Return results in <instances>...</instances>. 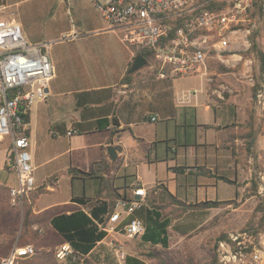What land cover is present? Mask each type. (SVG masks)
<instances>
[{"label":"crops","instance_id":"0c3cea01","mask_svg":"<svg viewBox=\"0 0 264 264\" xmlns=\"http://www.w3.org/2000/svg\"><path fill=\"white\" fill-rule=\"evenodd\" d=\"M29 1L0 0V5L6 8L4 18L17 16L29 43H51L54 75L46 99L29 108L26 124L34 215L67 205L81 207L74 198L106 199L99 195V178L73 179L69 174L70 169L89 172L102 160L111 168L104 176L113 177L118 194L130 197L138 183L146 191L162 187L185 205L221 203L173 219L169 241L170 232L181 241L218 209L242 207L245 189L264 169V109L259 115L255 100L261 76L245 38L250 25L231 34L226 50L209 53L211 82L201 76L157 79L144 70L125 80L134 56L88 0H53L49 6ZM71 34L78 38L61 39ZM69 130L75 132L66 136ZM109 146L121 148L115 161L107 155ZM8 149V140L0 141V187L7 188L0 206L7 207L8 191L17 185L16 174L6 169ZM175 209L169 205L164 211ZM113 238L126 256L155 264L142 255L149 245L141 246V236ZM106 241L84 256L89 264H121Z\"/></svg>","mask_w":264,"mask_h":264},{"label":"built area","instance_id":"2783aa9c","mask_svg":"<svg viewBox=\"0 0 264 264\" xmlns=\"http://www.w3.org/2000/svg\"><path fill=\"white\" fill-rule=\"evenodd\" d=\"M99 12L110 30L115 31L134 58L146 52L145 65L140 69L157 79L201 76L211 82L207 58L211 51L226 50L233 33L253 29L252 11L256 4L264 10L262 0H88ZM0 5V141L7 139L9 149L6 169L16 174L17 185L9 189V202L20 216L24 204L31 202L34 191L33 168L29 154V137L22 115L36 102L46 99L54 70L50 60L51 43H29L23 36L15 14L4 18ZM248 33L250 30H246ZM71 34L62 40H76ZM256 103L264 109V82H259ZM156 116L150 118L151 122ZM75 131L69 130L66 136ZM256 195L264 205V169L255 173ZM138 197V199H135ZM146 189L135 183L128 199L116 202L106 221L97 223L105 233L106 245L116 259L124 264L126 253L113 236L128 239L144 233L143 221L132 217L145 203ZM264 215V210H263ZM41 235L43 229L33 225ZM111 237V238H110ZM32 244L11 247L0 253V264H18L33 255ZM57 264L75 263L79 258L69 243L54 250ZM219 264H264V228L229 233L216 245Z\"/></svg>","mask_w":264,"mask_h":264},{"label":"trees","instance_id":"16d2710c","mask_svg":"<svg viewBox=\"0 0 264 264\" xmlns=\"http://www.w3.org/2000/svg\"><path fill=\"white\" fill-rule=\"evenodd\" d=\"M251 50L256 53L258 59L261 76L259 80H263L264 55L256 49L254 42ZM138 55L145 58L147 53L141 52ZM131 76L127 75L125 80ZM259 82L255 86L256 89ZM22 119L27 124L29 119L28 113L22 115ZM110 172L111 168L105 160L96 163L89 172L70 169L69 174L73 179L99 178L101 180L99 195L102 196L105 194L106 199L89 200L85 198H74L73 201L83 207L84 210L76 205H67L47 210L40 215H34L31 210L32 204L25 203L21 217V230L17 237H15V232L18 229L12 227L17 224L11 223L10 225H4L0 222V236L5 235L8 238L5 251H0V253L6 255L15 243L21 246L32 244L35 249L34 254L20 259L18 264H56L54 260V249L58 245L67 242L79 258L75 263L70 264H89L84 256L94 248L97 242L105 237V233L99 230L97 223L103 224L106 221L118 200H126L129 198L126 194H118L117 190L113 188L112 176H104L110 175ZM6 191L7 188L0 187V202H5L3 196ZM8 203L10 204L9 201ZM163 203H167V206L172 205L176 209L168 214L164 211L167 206H164ZM220 204L219 202H203L198 205H185L162 187H153L147 190L144 205L132 215V217H139L143 221L144 233L140 238L141 246L149 245V248L159 246V249H167L169 246L168 227H170L173 219L177 220L181 218L189 210L218 208ZM11 207L13 208L14 206ZM14 208L20 214L19 210L16 207ZM260 208L264 210L262 203ZM35 224L43 229L41 235L32 230V226ZM263 228L264 215L260 230ZM260 230L254 229L253 231L257 232ZM31 237V243L21 242ZM142 255L148 259L159 258L153 252L143 253ZM124 264H144V262L137 257L126 256ZM212 264H216V262Z\"/></svg>","mask_w":264,"mask_h":264},{"label":"rangeland","instance_id":"374dc122","mask_svg":"<svg viewBox=\"0 0 264 264\" xmlns=\"http://www.w3.org/2000/svg\"><path fill=\"white\" fill-rule=\"evenodd\" d=\"M52 1L32 0L29 2L30 4H43L47 2L46 6H49L52 4ZM59 18L60 21L64 20L61 14ZM72 18L74 20V16ZM252 18L253 20L256 19L251 23L254 27L253 29L251 27L250 30V26L246 25V29L248 28L250 33H245V38L250 46L254 42L256 49L264 55V10H262L259 4L254 6ZM260 82H264V78ZM15 183L17 184L16 177ZM254 183V179H251L249 186L245 189V203L241 208L233 212L230 209H218L212 214L211 219L205 225L199 226L196 230L187 234L181 241H179L176 235L170 232V241L167 249L143 248L142 252L155 253L159 257L154 259L155 264H212L213 262L219 264L216 256V245L219 240L225 239L229 233L243 232L248 229L260 230L262 227L263 209L260 208L262 202L256 195V184ZM45 198L51 199L53 197ZM9 206L12 205L9 204ZM9 206H0V221H11L17 224L16 226H12L18 229L15 232V237H17L21 230V216L16 212L14 207ZM202 216L197 215L195 218L199 219ZM0 239H3L0 243V251L4 252L7 247L6 243L8 238L3 235L0 236ZM31 240L32 237L21 242L31 243Z\"/></svg>","mask_w":264,"mask_h":264},{"label":"water","instance_id":"95a60500","mask_svg":"<svg viewBox=\"0 0 264 264\" xmlns=\"http://www.w3.org/2000/svg\"><path fill=\"white\" fill-rule=\"evenodd\" d=\"M145 60L141 55L135 56L129 70L128 74L132 75L136 72H138L144 65H145ZM256 109L258 114L260 115L263 112V107L261 104L256 103ZM121 151V148L119 146H109L106 149L107 155L111 161H115L117 157V152ZM135 199H138V197H135Z\"/></svg>","mask_w":264,"mask_h":264}]
</instances>
